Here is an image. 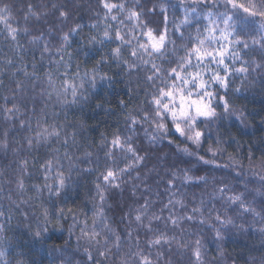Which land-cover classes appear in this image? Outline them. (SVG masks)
Segmentation results:
<instances>
[{"label":"snow or ice","instance_id":"obj_1","mask_svg":"<svg viewBox=\"0 0 264 264\" xmlns=\"http://www.w3.org/2000/svg\"><path fill=\"white\" fill-rule=\"evenodd\" d=\"M146 3L147 0H98L97 7L102 10V15L101 11H97L96 22L89 25L90 31L95 30V33L77 43L74 37L81 35L83 24L74 23L67 31L59 33L58 46H53L43 32L34 36L27 27H13V6L6 3L0 5V25H3L6 39L12 41L19 51L23 48L19 44L23 34L30 45L39 48L42 59L48 61L49 67L43 72L46 87L41 93L47 100L55 96L56 101L65 106L87 100L89 90L97 89L104 82L111 83V77L103 71V65L112 62L128 76L135 74L138 87L141 82L146 85L142 89L146 99L140 102L139 108L124 114L125 130L118 129L111 139L102 135L98 150L103 152V161L92 151H84L81 156L70 153L67 150L69 142L75 144L79 133L75 130L67 133L66 125L49 123L48 114L43 108L33 125L32 117L27 113H36V107L33 104L29 109L22 83L18 82L17 91L11 99L5 97V105H0V113L5 121L13 125L18 121L19 129L28 133L22 141H17L21 148L13 149L14 152L24 150L31 154L33 149L47 148L50 153L39 165L44 173V183L32 185L35 192L41 195L47 192L49 197L40 205L42 211L36 229L31 233L34 245H43L47 224L53 218L58 223L64 216V209L56 207L57 201H53L52 197L59 198L68 193L78 185L82 176L97 173L93 181V204L88 209L91 212V226L87 223L85 212V220L74 223L69 229L71 233L72 228H80L76 250L69 253L64 246L50 248L46 256L48 264H74V258L81 248L87 256V262L83 264H105V261H109V264H161L165 252H171L173 246L182 256L189 253L188 264H210L206 259L204 228L189 231L183 225L206 226L214 234L212 242L220 249V242L224 240L228 228H241L242 225H238L236 219L244 215L253 217L254 222L260 225L258 231L264 236V156L260 158L259 166L253 155L250 154L248 158L249 169L259 177V188L249 189L245 184L242 190L237 191L234 186L212 177L211 194L202 192L198 205L189 201L185 193L180 191V188L209 186L211 174L196 175L198 168L180 169L175 164L170 166L165 187L167 203H162L158 212L156 206L160 201L143 194L138 197L139 185L135 183L138 180L144 183L141 169H147L145 178L155 170L147 168L149 153L161 141L173 143L170 138L173 132L182 138L180 143L186 142L184 147L177 144L178 153L194 158L197 164L212 165L214 168H239L237 175L243 174L244 166L235 156L230 157L231 162L228 164L217 163L216 157L224 151L219 137L215 147L210 144L207 150L211 159L200 154L199 149L203 146L206 133L212 130L213 123L230 118L244 123L245 114L233 107L227 93L231 78L240 77L243 82L251 73L264 70V0H179L178 5L171 3V0H161L158 8L156 4L145 7ZM52 8L59 12L58 19L61 22L69 20L71 9L68 5L53 4ZM177 8L182 12L178 23L170 21V10L174 14ZM156 14L163 15L162 30L154 28L149 19ZM32 17L39 20L41 13L29 4L24 19L27 21ZM170 23L173 24L172 28H169ZM193 26L194 33L186 32ZM74 43H77L75 49L72 48ZM99 49H104V52L94 59L91 67L86 66L80 72V64H77V71L69 78L68 67L73 57L79 58L82 54L85 59L81 63H86L88 59H93L91 53ZM255 51L261 53L259 61L244 58L248 52ZM6 63L12 65L13 61L9 59ZM237 63L239 67H236ZM32 68L31 73L24 71V75L32 80L35 87L40 73L35 64ZM240 90V87L234 89L236 92ZM129 92H132L131 88ZM69 95L72 97L70 102L67 99ZM121 104L127 107L125 101H121ZM141 130L144 139L140 144H147V148L137 146V133ZM8 134L5 131L4 139L0 140V149L5 151L9 148ZM53 141L65 148L62 155L59 147H52ZM17 163L19 174L15 183L17 190L23 194L28 190L25 181L31 175L29 160L23 158ZM133 172L137 173L135 177H132ZM124 176H129L133 181L131 197L136 206L130 205L128 211L121 215V222L126 223L125 230L119 231L113 228L105 205L108 190L120 189L126 183ZM156 195L161 194L158 192ZM205 195L213 202L212 208H208V201L203 198ZM248 196L261 197L259 209L248 200ZM140 199H143V203L139 202ZM20 203L28 201L22 200ZM189 204H192L190 211ZM19 207L20 204H16V208ZM165 212L168 213L166 217ZM230 212H235V216L229 215ZM3 215L0 211V216ZM74 220L77 218L74 217ZM161 223L163 229L159 227ZM175 229H180L179 235L175 234ZM170 231L172 235L168 234ZM80 241H84L87 246ZM125 247L127 251H123ZM27 252L38 255L32 248H28ZM217 256L223 257V251L220 250ZM13 257V241L6 235L4 226L0 225V264H44L45 259L29 261L23 252L19 257ZM167 264H171V260ZM251 264H256V260L253 259ZM261 264H264V257L261 258Z\"/></svg>","mask_w":264,"mask_h":264},{"label":"trees","instance_id":"obj_2","mask_svg":"<svg viewBox=\"0 0 264 264\" xmlns=\"http://www.w3.org/2000/svg\"><path fill=\"white\" fill-rule=\"evenodd\" d=\"M160 2L161 0H147L145 7H152L153 4H156L158 8ZM5 3L13 6V19L11 21L13 27H27L34 36L43 32L50 38L53 46H58L59 33L67 31L74 23L83 24L81 35L74 37L77 43L84 40L86 36L94 34L95 30L90 31L89 25L96 22L97 11H101L102 15V10L97 7L98 0H0V5ZM171 3L178 5L179 0H171ZM29 4L33 6L36 12L41 13L39 20L32 17L25 21L24 15ZM53 4L68 5L71 9L68 21L61 22L58 19L59 12L52 8ZM181 18L182 12L178 8L174 14L170 10V21L174 20L178 23ZM149 19L154 28L163 29L162 14L152 15ZM172 27L173 24L170 23L169 28ZM194 31L195 26L186 30V32L192 33ZM84 42L86 43V40ZM77 43L72 45L73 49L77 47ZM19 44L23 48L17 51L13 42L6 39L3 25H0V105H5L4 98L8 97L11 99L13 93L17 91L16 84L18 82L22 83L25 89L24 95L29 102V109H31L33 104L36 107V113L31 111L27 113V115L32 117L33 125L37 115L40 113V109L43 108L48 114L49 123L64 124L67 126L65 128L67 133H71L74 130L79 133L75 144H72L71 141L69 142L67 150L70 153L81 156L84 151H92L103 161V152L98 150L102 135L111 139L118 129L120 131L125 130L124 114L129 110L139 108L140 102L146 99L142 91L146 85L141 82L138 87V78L135 74L128 76L115 62H112L103 65V71L111 77V83L104 82L97 89L89 90L87 100L75 105L69 103L65 106L58 103L55 96L51 100H47L46 96L41 95L42 90L46 87V81L43 80V72L49 65L47 59H42L39 48L30 45L23 34L19 38ZM103 52L104 49L93 51L91 53L93 59H88L86 63H81V60L85 59L82 54L79 58L73 57L68 67L69 78H71L72 73L77 71V64H80L79 70L83 72L85 67H91L94 59H98L100 53ZM260 57L261 53L255 51L248 52L244 58L249 61L255 58L259 61ZM55 58L59 59V57ZM9 59L13 61L12 65L6 63ZM33 64L36 65L40 73V78L35 87L32 80L24 75V71L29 73L33 71ZM239 66L240 64L237 63L236 67ZM17 69L22 70L17 71ZM236 87H240L241 90L239 92L234 91ZM130 88L132 92H129ZM227 98L235 109L245 114L244 123L235 118L217 122L219 127H217V123H213L211 126L212 130L206 133V138L199 152L205 158L211 159L207 150L210 144L215 147V141L219 137L223 142L222 148L224 151L221 156L216 157L217 163L221 165L228 164L231 162L230 157L235 156L237 161L244 166L243 174L237 175V172L240 171L239 168H214L212 165L197 164L194 158L178 153L177 144L179 143L180 147H184L186 142L180 143L182 138H179L173 132L170 136L173 139V143L169 144L166 140L161 141L149 153L150 160L147 168H155V170L145 178L144 172L147 169H141V180H144V183L139 180L135 181L139 185L138 197L143 194L150 199L160 201V204L156 206L157 212L162 203H167L165 187L167 186L168 173L171 171L170 166L173 164L180 169L186 167L198 168L199 172H195L196 175L211 174L210 184L207 188L203 185L200 187L180 188V191L185 193L187 199L194 201L197 205L201 199L202 192L211 194L212 177L217 181L223 180L225 183L234 186L237 191L242 190L245 184H247L249 189L260 187L258 175H254L253 171L249 169L248 158L250 154L253 155L256 158V165L259 166L260 158L264 156V70L251 73L243 82L240 77L231 78ZM67 99L70 102L72 97L69 95ZM121 101H125L127 107H124ZM45 105L47 106L45 107ZM7 106L10 107L11 104ZM5 131L9 133L7 137L9 148L7 151L0 149V211L4 213L3 216H0V225L4 226L6 235L13 241V259L19 257V254L23 252L25 258L29 261L45 258L44 264H48L46 256L50 248L64 246L69 253L76 250L80 228L79 226L72 228L71 233L69 229L74 223L85 220V212H87V223L91 226V212L88 209H91L93 204L91 199L95 193L93 181L96 179L97 173L82 176L78 185L74 186L68 193L59 198L52 197L53 201H57L56 207L64 209V216L59 219L58 223L53 218L47 224L48 231L45 234L43 245L39 243L34 245L31 233L35 231L37 220L42 211L40 205L43 201H47L49 197L47 192L42 195L35 192L32 189V185H42L44 183V173L39 169V165L48 158L50 153L47 148L33 149L31 154L24 150L14 152L13 149L21 148V144H18L17 141H22V138L28 133L19 129L18 121L15 125L6 122L2 113H0V140L4 139ZM125 134L127 133L125 132ZM137 135L139 137L137 146L147 148V144H140V141L144 139L143 131L141 130ZM61 139H63V134ZM52 147H59L61 155L65 151V148L55 141L52 142ZM162 157H166V159H161ZM23 158L29 160L31 175L25 181L28 190L21 194L16 188L15 178L19 174L17 162ZM185 161H191V163H185ZM81 167H84V165H81ZM136 175V172L132 173V177ZM123 180L126 183L122 184L120 189L108 190L106 194L108 201L105 205L107 215L113 221V228H118L119 231L125 230L126 223L121 222V215L128 211L130 205L132 207L136 206L132 203L131 197L133 181L129 176H124ZM248 181H251V183H248ZM179 183L177 181L178 185ZM146 186L148 188L147 192H145ZM158 192L161 194L160 196L156 195ZM203 198L208 201V208H212L213 202L208 199V195ZM22 200L28 201V203L21 204ZM248 200L253 202L257 209L260 208L261 197L248 196ZM139 202L143 203V199H140ZM16 204H20L19 209L16 208ZM191 207L192 204H189V211ZM217 207L220 206L217 205ZM205 212L207 214V209ZM167 215L168 213L165 212L164 216L166 217ZM212 215H215V210H213ZM229 215L235 216V212H230ZM74 217L77 220H74ZM236 223L242 225V227L228 228L224 240L220 242V249L217 248L216 243L212 242L214 234L206 226L194 224L190 227L188 224H184L183 227L189 231H197L199 227L204 228L203 235L207 241L205 245L207 250L206 259L210 261V264H251L253 259L256 260V264H261V258L264 257V236L258 231L260 225L255 223L250 215L238 217ZM159 227L163 229V223L159 224ZM179 233L180 229H175V234L179 235ZM168 234L172 235L173 232L170 231ZM143 239L142 234L141 240L143 241ZM80 243L87 246L84 241H80ZM28 248H32L38 255L28 254ZM41 248L43 251H41ZM220 250L223 251V257L217 256ZM123 251H127V248L125 247ZM93 254L95 255V253ZM153 255H155V251H153ZM188 256L189 253H185L183 256L180 255L175 246H173L171 252H165L161 264H167L169 260H171V264H188ZM213 257L216 258L213 259ZM97 259L100 258L97 257ZM83 262H87V256L81 248L74 258V264H83ZM88 264H91V262H88ZM105 264H109V261H105Z\"/></svg>","mask_w":264,"mask_h":264}]
</instances>
